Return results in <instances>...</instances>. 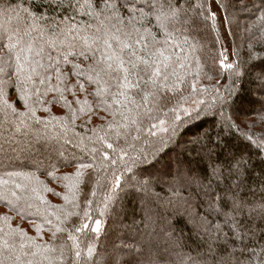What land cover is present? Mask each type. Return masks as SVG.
Wrapping results in <instances>:
<instances>
[{
  "label": "trees",
  "instance_id": "1",
  "mask_svg": "<svg viewBox=\"0 0 264 264\" xmlns=\"http://www.w3.org/2000/svg\"><path fill=\"white\" fill-rule=\"evenodd\" d=\"M59 2L0 0V38H6L5 30L18 29L27 42L31 37L24 32L34 19L42 29L53 19L76 26L96 24L80 14L87 11V0H79L85 5L80 10L68 7L76 0H63L57 7ZM171 3L180 9L181 22L166 54L180 79L173 90L163 89L158 101L150 98L141 109L150 115L141 117L140 131L131 130L127 140L126 129L119 124L113 122L108 130L113 118L101 111L96 85L77 77L71 63L62 65L64 84L53 75L50 83L41 84L38 76L29 85L35 116L50 121L47 127L29 119L31 128L16 134L15 117L0 112V178L31 173L39 180L16 189L19 199L11 198V206L0 200V264H16L22 242L16 230L41 245H65L67 258L61 264H141L139 250L147 243L165 254L164 264H218L233 248L231 264L237 259L240 264H264V0ZM121 15L127 20V9H121ZM150 20L144 23L152 28L156 22ZM32 36L38 39L39 32ZM73 63L87 71L90 62ZM14 82L15 76L5 92L9 103L23 111ZM36 92L42 104L35 103ZM116 120L125 123L120 117ZM105 132L107 142L116 148L115 152L104 148L108 160L91 152L101 147L98 141L93 143L96 135ZM218 143L229 156L247 162L241 178L248 201L243 213L232 210L231 193L226 192L231 181L212 176V167L223 159ZM158 159L161 163L155 164ZM82 163L89 166L82 168ZM77 169L80 177L74 175ZM113 173L121 177L119 187ZM10 183L28 182L11 177ZM232 217L240 224L238 234L233 232ZM97 222L99 232L94 231ZM82 225L87 227L76 231ZM56 226L62 231L54 238Z\"/></svg>",
  "mask_w": 264,
  "mask_h": 264
},
{
  "label": "snow or ice",
  "instance_id": "2",
  "mask_svg": "<svg viewBox=\"0 0 264 264\" xmlns=\"http://www.w3.org/2000/svg\"><path fill=\"white\" fill-rule=\"evenodd\" d=\"M62 6L63 0H60L57 7ZM68 7L80 10L85 5H81L79 0H76L75 4L70 2ZM86 7L87 11H82L80 14L93 18L96 21L95 25L76 26L67 22L57 23L53 19L50 27L42 29L34 19L30 30L24 32V35L31 37L27 42L18 29L5 30L3 35L6 38H0V112L10 113L15 117L13 127L16 134L31 128L29 119L35 124L45 123L46 127L47 123H50L36 118L37 109L33 107L34 92L29 85L34 82V77L38 76H42L41 84L46 81L50 83L53 75L60 84H64L66 77L62 65L71 63L77 77H85L89 85H96L95 96L101 98L100 102L103 105L101 111H108L113 118L107 125L108 130H112L113 122L119 124V127L126 129L124 132L126 140L131 130L140 131L138 125L141 117L150 115L149 112L141 110L150 102V98L153 102L158 101L160 92L165 88L173 90L176 80L180 79L173 67L172 57L166 54L168 46L173 44L175 33L180 31L176 25L181 22L180 9L173 5L171 0H101L100 3L87 0ZM121 9H127L129 13L127 20L121 15ZM150 17L156 22L152 28L144 23L145 20L150 23ZM153 28L157 31L154 32ZM32 32H39V38L33 37ZM73 59L89 61L86 66L87 71L81 69L79 63H73ZM13 76H15L17 101L22 104L23 111L17 110L14 103H9V97L5 92L7 88L13 86L10 83ZM83 87L81 85L82 89ZM191 87L195 91V85ZM35 95L37 96L35 103L42 104L43 101L39 100V92ZM108 99L111 103H108ZM172 111H175V108ZM117 117L125 123L120 124L116 120ZM152 127L155 125L153 124ZM100 131L104 129L101 128ZM116 135L119 137L120 132L117 131ZM40 138V136L36 137L37 140ZM136 138L138 137H132V139ZM109 139L107 132L104 135H96L93 143L98 141L101 147L91 149L92 154L99 153L103 160H108L104 148L116 151L113 144L107 142ZM217 147L220 148L223 159L212 167V176L217 180L231 181L226 184V192L231 193L229 198L232 210L243 213L248 201L242 195L246 189L241 178L246 172L247 162L243 157L229 156L224 145L218 143ZM120 151L124 149L120 148ZM160 163L161 160H155V164ZM88 166L81 164L82 168ZM92 170L96 169L93 167ZM74 175L80 177V169H77ZM11 177L21 178L28 183L25 185L10 183ZM88 179L90 180L91 176ZM120 179L121 177L116 173L112 174L116 187L120 186ZM31 184H39L34 174L9 173L8 179L0 178V200H4L6 206H11V198L19 199L16 189L26 188ZM143 187L147 189L148 184L145 183ZM31 190L38 191L36 187H32ZM37 199L42 198L37 196ZM218 202L222 203L223 197H219ZM210 207L214 208L215 205L210 204ZM252 211L254 209H250L249 214ZM231 220L233 232L238 234L240 224L235 217ZM6 222L10 224V221ZM205 224L207 225L208 222L205 221ZM84 227L87 225H82L76 231H82ZM36 230L42 231L40 228ZM208 230L212 231L211 228ZM216 230L219 231V226H216ZM59 231H62V228L56 226L53 232L54 238ZM94 231L99 232V222ZM16 233L22 240L20 253L14 258L16 264H61L62 258H67L63 244L57 247L41 245L20 230H16ZM234 254L235 248L222 257L218 264H231ZM75 255L80 256L79 250ZM139 255L142 258L141 264H164L165 254L157 251L151 243H147V246L142 245ZM25 257L30 258L25 259ZM237 264H240L238 259Z\"/></svg>",
  "mask_w": 264,
  "mask_h": 264
},
{
  "label": "rangeland",
  "instance_id": "3",
  "mask_svg": "<svg viewBox=\"0 0 264 264\" xmlns=\"http://www.w3.org/2000/svg\"><path fill=\"white\" fill-rule=\"evenodd\" d=\"M237 41H238V39L236 40V44L238 46V49H240L239 48V41L238 42ZM50 165H52V163ZM121 240H122V236L121 237H118V242H121Z\"/></svg>",
  "mask_w": 264,
  "mask_h": 264
}]
</instances>
